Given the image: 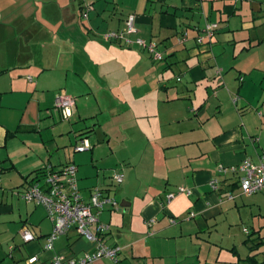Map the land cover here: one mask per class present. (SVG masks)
Instances as JSON below:
<instances>
[{
	"label": "crops",
	"instance_id": "1",
	"mask_svg": "<svg viewBox=\"0 0 264 264\" xmlns=\"http://www.w3.org/2000/svg\"><path fill=\"white\" fill-rule=\"evenodd\" d=\"M37 1L0 0V264H28L31 257L32 264H47L55 256L79 258L93 251V242L75 228L45 249L52 222L42 206L19 195L45 166L56 168L70 160L77 167L79 189L99 187L115 201L128 203L122 210L106 205L98 214V222L107 226L105 244L120 251L115 261L105 258L93 264H264V189L244 195L237 176L216 169L264 154V0H41L40 7ZM86 3H93V11L84 21L80 10ZM39 8L45 20L37 18ZM131 13L137 32L130 38L159 39L168 67L193 61L183 71L185 84L169 89L175 97L159 101L190 97L193 84L222 68L219 82H208L216 91L213 106L204 100L188 112H173L170 130H161L162 117L156 128L151 125L155 113L147 106L132 111L139 136L158 147V174L151 169L155 161L144 154L102 158L89 140L90 152L68 149L91 129L87 120L97 109L96 101H86L92 94L107 93L103 78L128 75L138 62L132 46L102 37L121 29ZM209 22L217 23L209 43L199 45L195 33L185 44L187 55L180 57L168 46L181 29L201 30ZM226 67L233 70L226 72ZM222 85L230 89L227 101L218 98ZM167 88L163 84L161 90ZM61 92L74 98L67 121L53 117ZM230 95H236L234 103ZM136 163L153 176L138 178ZM112 170L122 175L115 190L107 179ZM215 177L219 185L212 189L209 180ZM179 186L190 193L167 202L166 193ZM96 226L88 228L95 233ZM21 229L34 239L23 241ZM5 257L10 261L1 262Z\"/></svg>",
	"mask_w": 264,
	"mask_h": 264
},
{
	"label": "rangeland",
	"instance_id": "2",
	"mask_svg": "<svg viewBox=\"0 0 264 264\" xmlns=\"http://www.w3.org/2000/svg\"><path fill=\"white\" fill-rule=\"evenodd\" d=\"M37 2H38L39 7L40 5L43 6V3H41V0H38ZM238 2L246 3L248 2V0H238ZM90 6H91V9L89 12L91 13V11H93L92 9L93 3L90 4ZM49 7L51 6L49 5ZM42 9L43 8L38 9L39 13L37 14L38 15L37 18L39 20H45L44 18L45 12L42 13ZM131 14H133L134 17L136 16L134 13H131ZM80 20L86 21L87 18H81ZM134 25H135V21H134ZM202 27L204 28L205 25ZM125 28H126V24L124 21V26L121 29L106 31L103 33L102 37H104V35L110 31H116V32L123 33L124 38H127L128 40L132 42L135 41L136 39H143L146 42V46L144 48H141L138 45H134V44L130 45L134 49L137 50V55L140 56L138 59V62L135 61V63L133 64L132 71L129 72L128 75L122 74V75H119V77H116L114 79H111L109 77L103 78L104 82L106 83L108 87V88H104V89H107V93L92 94L90 96L91 99H88L86 101L88 104L89 103L94 104L93 100L96 101L97 105L94 104V106H96L97 109L96 111H92L94 115H91V117H89L87 120L88 125H90L91 129L87 131L86 133L87 137H85V139L91 142L90 145L94 144V151H96V153L98 152L100 154V157L102 158L106 156L108 157V155L110 154L111 156L115 158H118V159L124 158V160H126L125 158H127L129 155H133L134 157H136L139 154L140 155L144 154L143 157L151 158V162L155 161L156 166H153L151 169L154 170L156 174H158V170H159L158 162H159V155H160V152L158 151V147L156 145L154 146V144H156L154 141L151 143H147L146 141H144L145 139H142V136H139V133H140L138 132L139 123L133 121L132 111L142 106H147L151 114L155 113L153 117H150L151 125H153L156 128L160 124L159 118L162 117L163 127L161 128V130H165V131L170 130L172 128L171 127L172 125L171 123H167V122L168 120L171 119L173 112L180 111V110H185L186 112H188L191 108L193 109L196 108L198 103L204 102V100H205V104L207 107L213 106L215 98H216V95H214L216 91L211 88L209 83L212 86H214L216 85L217 82H219V80L221 79L220 70L222 68L216 67V70H215L217 72L216 74H213L208 71V74L211 76V78L205 79L202 83H198V84L196 83L195 85L193 84L192 87H194V89L190 93V97L183 98L181 100H177V99H174L171 101L169 100L167 102H163L161 100L159 101L157 98H162V97L164 98L173 97L174 98L175 97L173 95V91L169 89L177 88V87L180 88V86H183L185 84L187 78L184 77L185 73L183 71L186 70V67L189 64H192L193 61L191 60V58H189L187 59V64H185L186 61L182 60L179 63L171 64L173 65V67L169 65V67H171L169 68L167 66L169 62L165 61L164 52L163 51L161 52L162 46L159 43V39H157L156 37H152V40H151V36H148L145 38L141 36L130 38L129 35L137 32L136 31L137 27H135V31L132 33L126 32ZM195 33H198L196 35V38H194V41L196 40L197 42V36L201 34L200 30H198L197 28H183L179 31L177 37L173 38L167 44L168 46L169 44L173 46L172 50H175L177 52V56L180 57L182 55H187V52L185 50L186 48L185 44L187 42L189 43L192 40V39H189V37L193 36ZM184 35H185L184 40H181V38H183ZM121 41H123V43L125 44L124 39H121ZM111 42L116 43V41L114 40H111ZM209 42L210 41H208L207 39L204 40V43H209ZM150 45L153 47V51L151 52L149 50ZM157 54L161 55V59L156 58ZM167 56L168 55H166V57ZM225 70L226 72H229V71H232L233 69H229L228 67H226ZM122 71H125V69L124 70L122 69ZM130 75L133 77L130 78ZM222 76H225V73H223ZM126 78L128 79V83L125 82ZM234 79H235L234 77L231 78V80L233 81ZM112 81H115L114 87L110 86ZM238 81L240 82V80ZM235 82L237 86L238 82L236 80ZM163 84H167L168 86L166 91L161 90ZM127 89L128 91H132V94H127V95L122 94L126 92ZM221 89L222 91L220 93V96H218L219 100L225 101L226 99L225 97L227 96L229 99V93H228V90H230L229 87L227 86L223 87L222 85V87L219 88V90ZM217 91H218V88H217ZM69 96L73 98L72 95H69ZM122 96L124 99H121L122 100L121 102H118V103L115 102V101H120L118 98H121ZM125 96L127 98H125ZM82 97H87V96L84 95ZM235 101H236V95H233V96L230 95V102L234 103ZM111 102H115V104L111 105ZM112 106H115V108L113 110H110ZM57 110L58 109L56 107H55V111L53 110V117L55 118L56 121H58L59 119L62 121H65V120L67 121L72 117L73 112L68 118H64L62 114ZM72 110H74V106ZM56 111L59 113L57 114ZM189 117L191 116L189 115ZM132 127L133 129L131 130V133H128V130L131 129ZM69 135L71 136V138H73L72 136L74 134L70 133ZM77 142L78 141H76L75 143L72 142V145L69 146L68 148L70 152H72L73 154L76 152H79V151L74 150L77 145ZM85 151L90 152L89 149L88 150L86 149ZM68 163L74 164L71 160ZM137 164L138 163H136V165ZM59 167H56V168H59ZM141 167L142 165L141 166L140 164L137 165L138 178L142 177V180L145 181L146 176L149 178H151L150 176H153V173L152 171L150 172V169L147 171V173H146V169H144L143 171L144 173H142ZM121 168L125 169L126 167L121 165L120 169ZM98 171L100 174H102V171H100V169ZM113 173L114 172L112 170L110 173L107 174L109 175V178L107 179H109V182L111 183V190L112 188L115 190L119 185L112 179L111 176L113 175ZM92 188H94V186ZM92 188L90 190L79 189V194L82 197L83 202H88ZM116 200H117L116 204L112 207L114 209L122 210V207H120V203L122 202L121 200L123 199L117 198ZM52 229H53V223H52L51 231ZM23 230L24 229H21L20 236ZM62 235H59V237ZM53 246H54V243H53ZM6 259H8L7 262L10 261L8 257H5L1 262L6 261ZM101 259H105V258H101Z\"/></svg>",
	"mask_w": 264,
	"mask_h": 264
},
{
	"label": "built area",
	"instance_id": "3",
	"mask_svg": "<svg viewBox=\"0 0 264 264\" xmlns=\"http://www.w3.org/2000/svg\"><path fill=\"white\" fill-rule=\"evenodd\" d=\"M91 9L90 4H85L81 7V18H87ZM134 15L128 14L125 19L126 32L132 33L135 31ZM217 29V23H206L205 27L200 30L201 34L197 36V43L201 45L204 40L210 41L212 35ZM185 35L181 40H184ZM106 40H121L124 39L125 45H138L141 48L146 46L143 39L130 41L124 38V34L116 31H110L104 35ZM150 52L153 47L149 46ZM157 59H161V55H156ZM74 99L64 92L58 93L54 100V106L60 110L64 118H68L72 113ZM257 138H254L256 140ZM75 151H82L88 147L87 140L81 138L77 140ZM218 173L230 172L237 176L240 186V192L244 195H250L264 189V154L260 155L256 161L250 158H244L236 165L225 167L217 166ZM77 167L74 164L66 163L59 168L45 166L42 172L35 174L26 184V187L19 192L22 199L27 202H33L36 205L42 206L47 217L53 223L52 231L46 235L44 248L51 250L53 243L59 235L65 234L70 228H75L77 232L84 236L87 240L93 242V251L86 252L79 258L65 257L63 255L53 257L47 264H93L101 258H108L115 261L120 251L119 246H110L105 244L102 234L107 229L106 225L98 222V214L106 205L114 206L116 201L104 194L99 187H94L91 190L88 202H83L79 194L76 176ZM1 173V168H0ZM113 180L116 183L122 181V175L113 174ZM209 185L212 189H216L219 185L217 177L209 180ZM190 191L179 186L176 191L168 192L165 195V200L169 202L175 195ZM232 198V195H228ZM193 215V213H190ZM92 223H97L96 232L90 231L88 226ZM23 241L27 242L34 239L32 233L24 229L21 233ZM34 257L28 259L32 262Z\"/></svg>",
	"mask_w": 264,
	"mask_h": 264
},
{
	"label": "trees",
	"instance_id": "4",
	"mask_svg": "<svg viewBox=\"0 0 264 264\" xmlns=\"http://www.w3.org/2000/svg\"><path fill=\"white\" fill-rule=\"evenodd\" d=\"M81 138H85V136H81V137H78V139H81ZM40 172H42V170H40V171H38L36 174H38V173H40ZM120 174V173H119ZM121 183V182H120ZM117 184H119V183H117ZM101 189V188H100ZM28 264H32V263H28Z\"/></svg>",
	"mask_w": 264,
	"mask_h": 264
},
{
	"label": "water",
	"instance_id": "5",
	"mask_svg": "<svg viewBox=\"0 0 264 264\" xmlns=\"http://www.w3.org/2000/svg\"><path fill=\"white\" fill-rule=\"evenodd\" d=\"M127 204H128V203L125 204V203L122 201V202L120 203V206H122V207H126Z\"/></svg>",
	"mask_w": 264,
	"mask_h": 264
}]
</instances>
